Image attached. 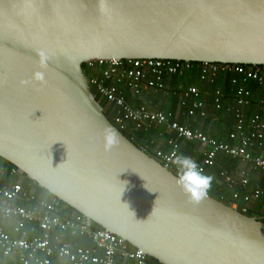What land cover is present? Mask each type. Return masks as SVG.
<instances>
[{
	"label": "water",
	"instance_id": "obj_1",
	"mask_svg": "<svg viewBox=\"0 0 264 264\" xmlns=\"http://www.w3.org/2000/svg\"><path fill=\"white\" fill-rule=\"evenodd\" d=\"M93 60L264 66V0H0V159L159 264H264L257 218L192 202L106 118Z\"/></svg>",
	"mask_w": 264,
	"mask_h": 264
},
{
	"label": "built area",
	"instance_id": "obj_2",
	"mask_svg": "<svg viewBox=\"0 0 264 264\" xmlns=\"http://www.w3.org/2000/svg\"><path fill=\"white\" fill-rule=\"evenodd\" d=\"M89 70L99 72V77L88 81L97 93L116 108L114 126L119 131H137L163 127L174 134L168 141L170 152L156 154V160L174 176L194 174L189 167L182 170L175 163L181 145L195 143L199 146L200 162H195L199 174L204 175L215 167L219 155L246 164L251 171L264 173V109L247 117L252 93L246 88L250 82L264 87V66L246 69L242 66L203 64L201 81L214 83L220 73L235 78L234 106L227 111L234 117V128L226 141L217 140L199 130L181 125L176 119L155 108L149 100L134 108L116 87L122 85L134 96L141 98L145 92L168 96L164 83L168 76H181L192 69V63L166 60H93L84 64ZM179 105L188 118H205L206 103L200 92L190 87L179 95ZM221 92L214 95V108L221 110ZM220 176L229 189L239 187L245 191L232 194L233 209L242 203L241 213L247 206L264 198V185L252 191L246 169L232 173L222 171ZM197 179L200 178L198 175ZM25 176L15 167L8 168L0 159V264H147V256L131 248L121 238L104 230H94L82 223V217L62 216L58 206L38 195L33 187L24 188ZM192 183V182H190ZM194 184V183H193Z\"/></svg>",
	"mask_w": 264,
	"mask_h": 264
},
{
	"label": "trees",
	"instance_id": "obj_3",
	"mask_svg": "<svg viewBox=\"0 0 264 264\" xmlns=\"http://www.w3.org/2000/svg\"><path fill=\"white\" fill-rule=\"evenodd\" d=\"M202 66H203V64H200V63H192V69L190 71L185 72L181 76L176 75V76L166 77L164 80V83L167 87V91H169L168 97L170 99H176L181 94V92L186 91L190 87L198 88V87H200L201 84L206 86L208 88L210 94L212 95V101L211 102H212V108L214 110V114H212V115L207 114L205 117V120L207 121V120L211 119L212 117H214L218 121L219 116L221 114H223V116H224V114H228L230 117V121H232V129L228 132V134H229L234 128V117L232 116V114L230 112L227 111L230 108L226 105L227 104L226 102H227V100L233 99L232 100L233 101L232 108H233L234 102H235L234 95H235L236 86H234L232 84V80L235 77L230 75V74L220 73L216 76L214 83L209 84L208 82L201 81V79H200V69ZM219 66H222V65H219ZM242 67H244L246 69H253L254 68V67H250V66H242ZM82 69H83V73H84L87 81H90L93 77H99L100 76L99 72H93V71L89 70L85 65L82 66ZM116 87L121 91V93L123 94V96L125 97L127 102H129L131 104V106L136 108L138 105H140V103L138 105L136 104L137 100H139L138 99L139 97L134 96L127 88H125L122 85H117ZM246 88L248 90H250V92L252 93L251 106L246 112L247 117H249L252 114L259 113L262 111V109H264V87L259 86L256 83L250 82L246 85ZM89 89H90V92H91L92 96L94 97L95 101L101 106L103 113L106 116V118L114 125L113 116L115 115L116 108L112 105H109L107 103L106 99L101 97L97 93L96 89L93 86H89ZM217 90H219L221 92V95H222V98H221V107L222 108L219 111L215 110L214 103H213L214 102V95H215V92ZM165 114L167 115L169 120L173 119L172 114H170L168 112L167 113L165 112ZM178 123L181 125H185V126L187 125V122H184V121H178ZM187 126L192 130L200 129V128H198V120L196 118H192V121H190ZM132 128H133L132 126H129V130L121 131V132L137 148H139L140 150L144 151L149 156L156 159V153L155 152L160 151L162 149V147H160L159 144L160 145L164 144L166 146L169 131H166V129L163 127H154L150 130H143V131H137V130L132 129ZM220 131H221V133H223L224 128H222ZM228 134H227V136H228ZM197 146H198V144H197ZM262 155H264V152L262 153ZM221 158L223 160H225L223 163L225 167L229 166L230 162H235V161L231 160L230 158L223 156V155H219L217 157L216 162L218 160H220ZM7 166H8V168L13 167L12 165H10L8 163H7ZM225 170L224 169L218 170L217 178L214 180H211V182L208 185L205 193L208 194L209 196L213 197L217 201L222 202L225 205L232 206L233 205V201H232L233 192L238 191L240 194H243L245 191L240 190V189L239 190H230L229 188H227V186L224 184L223 178L220 176V173L222 171H225ZM227 170H229V169L227 168ZM232 171H233V169H232ZM259 174H264V173H259ZM263 185H264V183H262L260 186H258V188H261ZM193 186L196 187L195 184H193ZM27 187H33L35 189L36 193L38 195L42 196L45 200H47V201L52 200V196H50L48 193H46L45 191L40 189L34 182H32L31 180H29L28 178L25 177L24 188H27ZM249 190H250V188H249ZM58 208H59L60 214L62 216L74 215L75 217L81 218L80 214L71 210L70 208H68L66 205H64L62 203L58 206ZM241 208H242V203H239V207L237 208V211L240 213H241ZM244 215H247L248 217H254L255 218L254 214H252V212H249V211L247 213H245ZM257 220L260 221L264 225V216L257 218ZM90 227L94 230H103L102 228H100L96 224H92ZM147 264H159V263L157 261L147 257Z\"/></svg>",
	"mask_w": 264,
	"mask_h": 264
},
{
	"label": "crops",
	"instance_id": "obj_4",
	"mask_svg": "<svg viewBox=\"0 0 264 264\" xmlns=\"http://www.w3.org/2000/svg\"><path fill=\"white\" fill-rule=\"evenodd\" d=\"M200 92V98L206 103V112L208 115L214 114V110L212 108V95L210 94L208 88L204 85H200V87L197 88ZM169 92V91H168ZM137 105L142 103L144 99L149 100L152 105L157 108L160 111H163L164 113L168 112L172 114L173 119H176L177 121H184L187 122V125L190 121H192V118H188L185 114V111L180 107L179 105V96L176 99H170L168 96H163L160 94H153L151 92H145L141 98H138ZM233 99L227 100V106L229 108H232L233 105ZM139 106V105H138ZM198 128L196 129L201 132H203L206 135H209L211 137H215L217 140L226 141L227 140V134L232 129V121H230V117L228 114H221L219 116V119L217 121L216 118L212 117L209 120H205V118H198ZM186 125V126H187ZM200 125V126H199ZM218 129V132L211 128ZM224 128V132L221 133V129ZM213 137V138H214ZM174 139V134L171 132H168V139L166 142V146L164 144L160 145L162 149L160 151H156L155 153H161V154H167L170 152V147L168 145V141ZM183 156H187L191 158V161L194 162H200L201 155L199 153V146L195 143H184L181 145L180 148V154ZM224 161L222 158L218 160L215 164V167L213 169H209L204 176L211 177V180H214L217 178V172L221 169H226L225 171L232 173L234 170L237 169H246L249 173L250 178V191L258 188L262 183H264V174H259L256 172L251 171L250 167L246 164L238 163V162H230L229 166H224ZM227 168L229 170H227ZM233 169V171H232ZM239 187H235L232 190H239ZM231 190V189H230ZM248 211L252 212L254 214L255 218H259L264 216V198L257 202H252L247 206ZM18 264V263H15Z\"/></svg>",
	"mask_w": 264,
	"mask_h": 264
},
{
	"label": "clouds",
	"instance_id": "obj_5",
	"mask_svg": "<svg viewBox=\"0 0 264 264\" xmlns=\"http://www.w3.org/2000/svg\"><path fill=\"white\" fill-rule=\"evenodd\" d=\"M34 78L36 80H41V73H35ZM103 140L105 151H111L120 143V137L114 129L106 128L104 130ZM175 163L184 171H187L189 167L193 170L194 174H182V176L178 178V183L192 202H198L205 194L211 182V177L203 176L195 171L197 166L194 161H191L190 157L179 155L176 157ZM198 175L200 176L199 179L196 178ZM193 183L196 187L193 186Z\"/></svg>",
	"mask_w": 264,
	"mask_h": 264
},
{
	"label": "rangeland",
	"instance_id": "obj_6",
	"mask_svg": "<svg viewBox=\"0 0 264 264\" xmlns=\"http://www.w3.org/2000/svg\"><path fill=\"white\" fill-rule=\"evenodd\" d=\"M211 129H213V130H215L216 132H218V129H217V127H216V128L214 127V128H211Z\"/></svg>",
	"mask_w": 264,
	"mask_h": 264
}]
</instances>
